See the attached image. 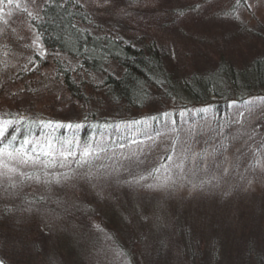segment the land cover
<instances>
[{"label":"rangeland","instance_id":"obj_1","mask_svg":"<svg viewBox=\"0 0 264 264\" xmlns=\"http://www.w3.org/2000/svg\"><path fill=\"white\" fill-rule=\"evenodd\" d=\"M76 1L88 15L85 31L144 51L159 48L169 72L184 82L220 72V67L250 69L256 60H264V0ZM18 2L19 7L0 5V115L15 111L68 130L67 125L80 121L92 108L74 100L55 76L59 63L71 70L76 62L54 56L42 44L34 24L47 0ZM37 37L46 55L38 54L33 44ZM107 69L120 71L117 63ZM73 74L79 86L85 83L92 102L103 101L101 75ZM257 92L252 89L239 96L228 88V112L221 117L215 106L224 98L216 95L214 87L208 100L199 104L167 100L152 91L143 110L105 118L98 114L106 127L99 133L98 146L117 151L127 140L137 143L111 157V162L123 164L103 177L95 171L85 174L81 167L58 166L50 180H42L34 175L36 167L16 164L26 176L0 175V211L7 201L21 208L10 212L9 226L19 227L11 229L9 238H0V259L5 264H264V89ZM163 113H170L175 125L166 126ZM154 123L161 126V133L146 142L141 136L151 135ZM118 125L113 137L107 134L109 127ZM176 139L177 152L190 147V157L213 152L221 144L227 145V151L220 149L214 160L209 157L207 170L196 169L195 175L186 162L187 179L170 187L125 183L131 177L124 157L139 156L145 161L142 168L154 166L155 158L166 155L165 149ZM225 155L227 175L217 167L224 164ZM24 177L31 179L26 183ZM32 191L52 207L22 208L21 196L29 198ZM65 201L67 208L62 209ZM54 208L70 212L65 216L70 218L65 222L68 229L58 225L63 220L55 218ZM85 210L92 214L87 216ZM111 210L112 219H117L113 223L106 222ZM114 210L119 215L114 216ZM84 227L86 235L95 234L96 244H88L86 236L80 238Z\"/></svg>","mask_w":264,"mask_h":264},{"label":"trees","instance_id":"obj_2","mask_svg":"<svg viewBox=\"0 0 264 264\" xmlns=\"http://www.w3.org/2000/svg\"><path fill=\"white\" fill-rule=\"evenodd\" d=\"M87 17L88 15L83 10L81 3H78L76 0H47L42 6L39 18L35 21L34 26L43 46L51 51L54 56L60 54L77 63H74V69L71 70L65 69L59 63L60 67L56 70L55 76L66 86L74 100L80 102L83 107L91 105L92 108L88 110L90 115L83 116L80 121L70 123L73 126L80 124L81 127L79 129L72 127L66 130L64 126L56 122L50 124L41 120L42 118L25 116L15 111H9L6 116L0 115V120L11 121L12 125H14V129L12 125L8 126L7 135L9 138L12 136L17 137L16 147L20 146V142L24 138L40 141L42 144L45 138L49 136L55 138L57 147L68 140L78 141L81 147L91 142L92 145L97 146L96 148H103L104 151L101 152L99 160L81 167L83 169L82 172L87 174L95 171L99 177H103L105 176L104 173H115L116 166L123 164L115 160L111 162L112 159L110 158L115 157L120 150H122L121 153H125L134 143H137L128 142L130 140H127L117 151H114V148L108 145L98 146L97 141L100 139L98 137H101L99 133H103L106 130L102 122L103 119H100L98 114L105 118L108 115L114 114L118 116L122 112H128V115H130L132 111L143 110L146 102L152 97V91L157 92L167 100L178 101L184 99L199 104L208 100V93L214 87L216 95L222 99L224 98V101L215 106L218 117H221L224 113L228 112V104L225 100L228 88L236 91V95L239 96L252 89L259 91L257 93H260L264 89V60L262 59L256 60L250 69L235 71L236 69L234 68L225 69L220 67V72L208 74L203 78L197 75L195 79L184 82L183 79L175 78L169 72L164 64L165 56L159 48L149 47L144 51L136 46L125 45L118 39L102 38L101 36L90 34L83 28V24L87 23ZM111 63H117L120 71L117 73L109 71L107 68L112 65ZM83 71L88 74L101 75L103 79V101L94 98L95 102H92L85 90V83L80 86L77 84L78 80L74 77L73 73L81 74ZM224 87L227 88L224 89ZM202 115L201 113L200 117ZM176 117H178V113ZM119 127V125L118 127H109L107 134L113 137L117 132L116 129H120ZM151 128H153L151 135L144 132L145 135L141 136L143 139H146V142L152 136L161 133V126H157L156 123ZM32 146H35V144ZM72 148L79 153L80 149L76 148L75 144L72 145ZM100 165H104V167L101 168ZM74 166L79 168L75 163L71 167L73 168ZM55 168H58V166ZM54 171V168L42 169L41 167H36L33 172L36 178L50 180L51 174H54ZM63 173H67V171ZM28 179V177L23 178L26 183L29 182ZM37 196L38 194L36 193L34 196L33 191L29 198L22 195L21 200L25 203L22 208L34 205L41 209L52 207L50 202L45 204ZM7 202L4 203L6 207L0 211V238H9V236H12L11 229L15 230L19 227L17 224L14 227H10L8 221L11 217L10 212H19L21 208L14 202ZM67 202H63L62 209L67 208ZM123 202L127 203L129 200ZM78 209L81 211V206ZM31 210L33 211V209ZM54 211L58 212V216L55 218L63 220L62 222L58 221V225L62 226L63 229H68L66 223L70 218L66 219L65 216H69L70 212L58 210L57 208H54ZM85 212L88 213L87 216L92 214L87 210ZM112 212V210L109 211L106 222L113 223L117 221L116 218L112 219ZM114 212V216L119 215L118 211L114 210ZM12 219L20 220V217ZM120 220L122 221V219ZM5 221L7 224H1ZM106 226L110 227L109 224ZM2 227L7 228L2 230ZM85 230L84 227L82 232L79 233L80 238L84 240L86 236L85 240L88 244L89 242L96 244L95 234L91 231L92 235L90 232L86 235ZM33 244H36V241H33ZM49 256L52 257V254L48 251Z\"/></svg>","mask_w":264,"mask_h":264},{"label":"snow or ice","instance_id":"obj_3","mask_svg":"<svg viewBox=\"0 0 264 264\" xmlns=\"http://www.w3.org/2000/svg\"><path fill=\"white\" fill-rule=\"evenodd\" d=\"M4 3H15L17 7L20 6L18 0H0V5ZM237 3H239V0H237ZM249 7H251V5H249ZM25 11H27V9H25ZM28 14L31 15V13ZM33 44H35L39 49V55H46L42 44L39 43V37L33 41ZM162 115L165 118L166 126L168 124L175 125L176 121L171 118L170 113H163ZM181 115H183V113H181ZM150 119L156 120L158 118L151 117ZM134 123H140V121H136ZM9 125H12L11 121L0 120V170H3L0 171V175L16 173L20 176H26L27 174L21 171L20 168L16 167V164L24 167H41L42 169H51L57 166L61 168H71L73 163L77 164L79 167H84L94 163L96 160H99L101 158V152L104 151L103 148H93L91 142L81 147L78 141L71 140L64 141L59 145V147H57V141L51 136L46 137L42 144L40 141H33L30 138H24L22 142H20V146L16 147L15 143L17 141V137L12 136L9 138L7 135ZM12 127L14 129V125H12ZM67 127H75L79 129L81 125L76 124L73 126L69 124ZM184 143L187 145L188 141H185ZM34 144L35 146H32ZM73 144H75L76 148L80 149L79 153L73 150ZM178 144V139L173 140L170 147L165 149L166 155L156 157V163L154 166H149L147 168L141 167L145 164V161L141 160L139 156L134 155V157H124V159L128 162V167L125 168V171H127L131 177V179L126 180L125 183L140 185L149 189L170 187L174 185L178 179H187L185 174L186 162L191 163L192 168L189 169V171L195 175L196 169L207 170L209 166V157H212L214 160L216 153L220 149H223L225 152L227 151V145L221 144L220 147L218 149H214L213 152L205 150L202 153H193L190 157L188 155L190 147H183L178 153ZM77 157L79 158L77 159ZM227 162L228 157L225 155L224 164H217V167L221 169L223 175H227L229 172ZM259 164L260 162L257 161V165ZM100 167L103 168L104 165H100ZM121 167H124V165H121ZM104 175L109 174L104 173ZM28 178L31 179V177ZM67 178V175L63 177V179ZM37 179L39 178L37 177ZM213 179L216 178L213 177ZM50 182L51 181H49V183ZM55 182L60 183V178H56ZM189 183H191V181H189ZM11 186L15 187V184ZM193 187H196V185H193ZM30 210L31 209H27V211ZM96 227L99 228L98 225ZM0 264H5L4 260L0 259Z\"/></svg>","mask_w":264,"mask_h":264}]
</instances>
